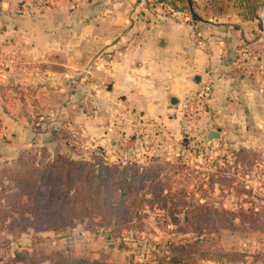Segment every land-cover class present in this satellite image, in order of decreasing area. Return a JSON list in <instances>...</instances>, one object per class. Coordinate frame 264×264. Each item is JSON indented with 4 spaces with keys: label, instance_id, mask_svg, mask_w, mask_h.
Returning a JSON list of instances; mask_svg holds the SVG:
<instances>
[{
    "label": "rangeland",
    "instance_id": "1",
    "mask_svg": "<svg viewBox=\"0 0 264 264\" xmlns=\"http://www.w3.org/2000/svg\"><path fill=\"white\" fill-rule=\"evenodd\" d=\"M226 13L245 17L211 0H0V264H50L42 257L59 255L144 263L172 253V242L202 264H264V142L245 131L232 135L245 145L228 135L205 142L200 125L169 137L159 121L131 111V25L174 19L201 31ZM45 150L153 171L137 210H109L111 229L97 225L100 214L55 222L19 208L25 195L8 200L18 189L13 169L26 172L34 153L48 160Z\"/></svg>",
    "mask_w": 264,
    "mask_h": 264
},
{
    "label": "crops",
    "instance_id": "2",
    "mask_svg": "<svg viewBox=\"0 0 264 264\" xmlns=\"http://www.w3.org/2000/svg\"><path fill=\"white\" fill-rule=\"evenodd\" d=\"M227 15L205 20L201 31L174 19L131 25V111L159 121L169 137L200 125L205 142L217 128V139L228 135L232 145H245L243 135L232 137L238 131L264 142V5L253 18L231 21ZM250 49L255 69L241 61ZM207 71L214 78L213 104L195 112L188 100Z\"/></svg>",
    "mask_w": 264,
    "mask_h": 264
},
{
    "label": "trees",
    "instance_id": "3",
    "mask_svg": "<svg viewBox=\"0 0 264 264\" xmlns=\"http://www.w3.org/2000/svg\"><path fill=\"white\" fill-rule=\"evenodd\" d=\"M259 1L211 0L220 12L233 7L241 9L244 16L248 18H253L257 13ZM247 152H249L247 148H241L236 153ZM46 154L50 155L48 160L39 159V161L36 158L37 154H32L31 166L27 168L26 172H23L19 167L13 169L12 174L18 179L16 186L18 189H14L10 193L8 200L21 202L25 195L26 200L19 208L29 206L32 209L31 214L39 215L40 213L43 216L56 217L55 222L66 221L72 224L77 216L90 215L94 219L95 214H100L101 218L97 220V225L104 229H111L110 222L107 223L108 221L104 219L109 210L116 209L115 213L125 214H131L137 210L134 201H138L139 190L145 186L146 179L152 175L153 171L151 164L144 166L133 160L122 164L106 161L101 155H98L97 160L91 161L87 159L70 160L61 152L56 153L57 158L45 150ZM41 161L43 163H40ZM76 163L80 164L78 171L74 166ZM65 164L69 165L67 172ZM65 177L66 187H61L62 178ZM38 182H41L40 186L42 187L36 185ZM72 186L75 187V190H70ZM131 198L134 200L128 202ZM118 208L120 210L117 212ZM117 224L115 223L116 226ZM61 226L56 223L53 229L56 230V227H59L64 230L65 226ZM201 227L200 223L196 226L197 229ZM126 228L131 229V226ZM170 247L172 251L170 254L157 256L154 261L133 264H202L195 259L192 253L186 251L185 245L172 242ZM204 250L206 251V249ZM230 253L224 251L223 255ZM42 259V261L49 259L50 264H112L98 259L90 260L71 255L43 256Z\"/></svg>",
    "mask_w": 264,
    "mask_h": 264
},
{
    "label": "built area",
    "instance_id": "4",
    "mask_svg": "<svg viewBox=\"0 0 264 264\" xmlns=\"http://www.w3.org/2000/svg\"><path fill=\"white\" fill-rule=\"evenodd\" d=\"M179 12L173 11L172 15L176 16ZM186 15V13H184ZM181 16V15H180ZM188 19V17H186ZM200 35V34H199ZM201 36V35H200ZM255 52L253 50H246L242 53V62H250L249 66H252L253 69L257 68V63L254 59ZM236 65L239 67L242 63L236 61ZM215 95V84L214 78L210 71L206 72L205 78L201 81V86L196 90L192 95H190L188 100V105L193 108L195 112L206 111L213 104V99ZM190 125L189 128H191Z\"/></svg>",
    "mask_w": 264,
    "mask_h": 264
},
{
    "label": "water",
    "instance_id": "5",
    "mask_svg": "<svg viewBox=\"0 0 264 264\" xmlns=\"http://www.w3.org/2000/svg\"><path fill=\"white\" fill-rule=\"evenodd\" d=\"M172 102H175L174 99L172 100ZM220 131V128L210 130L207 136V140L209 141L219 138L221 135Z\"/></svg>",
    "mask_w": 264,
    "mask_h": 264
}]
</instances>
